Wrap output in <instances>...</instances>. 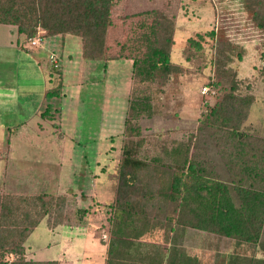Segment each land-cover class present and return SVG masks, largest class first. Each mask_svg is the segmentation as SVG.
<instances>
[{"label": "rangeland", "instance_id": "obj_1", "mask_svg": "<svg viewBox=\"0 0 264 264\" xmlns=\"http://www.w3.org/2000/svg\"><path fill=\"white\" fill-rule=\"evenodd\" d=\"M52 2L50 12L74 30L41 37L42 43L21 38L29 53L15 52L14 32L0 24V195L47 194L53 204L60 196L64 202L24 241L25 261L5 252L0 264H162L178 203L165 205L157 196L141 202L148 225L138 238L119 243L110 232L123 151L143 162L136 173L142 191L164 186L170 193L175 169L204 157L232 187L219 152L224 143L208 121L224 95L250 96L239 130L264 140V31L254 17L261 1L110 0L87 8L89 18L81 0ZM96 19L108 20L88 25ZM161 52L170 60L162 81L133 77L135 58ZM47 91L55 95L41 96L31 111ZM177 247L198 264L264 258L261 243L238 246L194 229L184 231Z\"/></svg>", "mask_w": 264, "mask_h": 264}, {"label": "trees", "instance_id": "obj_2", "mask_svg": "<svg viewBox=\"0 0 264 264\" xmlns=\"http://www.w3.org/2000/svg\"><path fill=\"white\" fill-rule=\"evenodd\" d=\"M52 1L54 0H45L46 8L44 0H0V24L10 26V30L14 32L12 44L15 52H30L21 45V38L30 41L36 36L33 32L35 28L42 27L47 31V35H40V39L74 30L64 27L66 21L50 12L54 3ZM109 1L81 0V3L82 8L89 9L90 6L107 4ZM260 1L254 17L257 25L264 31V0ZM88 9L87 18L92 17ZM47 18H52L53 23H49ZM107 20H93L95 24L90 20L88 25L99 27V24L104 25ZM194 44L199 46L198 42ZM161 56L148 60L135 58L132 63L133 77L139 76L138 79L145 82H152L155 78L162 81L161 76L168 71L170 60L167 53L161 52ZM261 59L264 74V49ZM57 66V61L51 65V75V71ZM212 83L217 86L215 82ZM52 95H55L53 91H47L43 97L51 98ZM224 98L223 103L219 102L211 109L208 123L211 128L215 126V135L224 143L219 147V152L229 167L232 187L216 178L209 159L204 157L201 160L204 163L191 158L175 169L170 193L166 192L167 187L164 186L156 192L142 191L137 185L136 173L143 162L132 158L130 150L125 148L119 166L117 196L115 203L111 204V215L108 218L110 232L119 239V243L125 242L123 238H138L142 234L143 227L148 224L142 211L144 204L141 202L147 204V201L158 197L165 205L170 200L178 203L176 224L169 225L173 238L170 239L168 254L162 264H198L195 257L177 247L187 229L217 233L231 238L238 246L246 244L253 247L257 243L264 246V140L257 141L239 130L241 122L247 116L252 97L226 94ZM130 196L138 198L134 199L135 203L129 201ZM51 200L47 194L6 199L0 195V257L8 252L19 256L20 262L25 261L21 256L25 250L24 241L55 203L64 202L63 196L58 197L54 204ZM23 207L21 213L20 209ZM33 260L28 262L33 263ZM241 264H264V258L246 259Z\"/></svg>", "mask_w": 264, "mask_h": 264}, {"label": "crops", "instance_id": "obj_3", "mask_svg": "<svg viewBox=\"0 0 264 264\" xmlns=\"http://www.w3.org/2000/svg\"><path fill=\"white\" fill-rule=\"evenodd\" d=\"M56 35H57V34H56ZM32 61L34 62V60H32ZM39 64H40L39 62H35V65H36V67L38 68L37 70L40 72V70L42 71L43 69L40 68V65H39ZM44 71H46V69H44ZM40 74H41V73H40ZM41 96H42V97L44 96V92L40 95V97H39V101L37 102V104L34 106V108H33L31 111H35V110L37 109L39 103H40L41 100H42V99H40Z\"/></svg>", "mask_w": 264, "mask_h": 264}, {"label": "built area", "instance_id": "obj_4", "mask_svg": "<svg viewBox=\"0 0 264 264\" xmlns=\"http://www.w3.org/2000/svg\"><path fill=\"white\" fill-rule=\"evenodd\" d=\"M35 37H38V40L42 43V41L40 40V35H36ZM35 37H33V38H35ZM33 38L31 39L32 41L31 42H34V40H33ZM39 42V43H40ZM53 62H54V60H53ZM207 87H204L203 89H202V92H205L207 89H206Z\"/></svg>", "mask_w": 264, "mask_h": 264}]
</instances>
